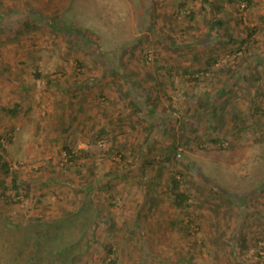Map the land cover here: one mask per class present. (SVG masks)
I'll list each match as a JSON object with an SVG mask.
<instances>
[{
    "label": "rangeland",
    "instance_id": "obj_1",
    "mask_svg": "<svg viewBox=\"0 0 264 264\" xmlns=\"http://www.w3.org/2000/svg\"><path fill=\"white\" fill-rule=\"evenodd\" d=\"M0 135V264H264V0H0Z\"/></svg>",
    "mask_w": 264,
    "mask_h": 264
},
{
    "label": "trees",
    "instance_id": "obj_2",
    "mask_svg": "<svg viewBox=\"0 0 264 264\" xmlns=\"http://www.w3.org/2000/svg\"><path fill=\"white\" fill-rule=\"evenodd\" d=\"M229 1L235 2L236 0H229ZM27 13L29 14V16L31 18H33L35 20H39L40 19L46 24V19L41 17L42 15H40L39 12H36V10L34 11L32 9H28ZM14 14H15L14 13V9H11V15L13 16ZM191 18L192 17L190 16V19ZM223 22L224 21H222V20H218L216 23L221 25ZM4 24L6 25V22ZM6 26L7 27L8 26L11 27L12 24H9V25H6ZM245 28H246V31H247V37H250L252 34H254V32L256 30V29H253V28H251V29H249L247 27H245ZM57 30L63 31V32H65V34L70 33L69 29H64V28H61V27H59ZM226 33H227V30H226ZM174 67L177 68L178 65L169 67L171 69L168 70V73H167L168 76H171V72H173L172 68H174ZM180 68H181L180 71L182 73L186 74L188 69L185 66H181ZM127 85H128L127 86L128 90L131 89L130 91H132V93L136 92V95L138 97V98H133V100L131 101V105L134 107V109H138V108L140 109L141 108V107H139V102H138V99H139V100L147 101L149 103V107L147 106L145 108H147L146 110H150L151 109V105H152V103L155 100L151 101V98L149 99V97H148L149 94L144 93V95H143V93L141 91L137 92L138 90H136L135 88H132V86L129 83H127ZM225 91L226 90H224L223 92H225ZM9 112H13V110H10ZM236 118H237V116H236ZM6 138H7V141H11V134L8 135ZM174 149L175 148L172 147V150H174ZM4 153H5V147L3 145V137L0 135V173L3 176L9 177V182H6L4 180H0V188H1L2 197L6 198V201H8L9 199L11 200V197L9 195H6V191L8 189L14 190L16 195H19V191H20L19 190V184H18L19 183V177H18V172L17 171H15V170L12 171L9 162L4 158ZM171 188L174 191L173 197H174L175 205L180 206V208H182L181 204L186 201V193L184 191L180 190V183H179L178 179H176L175 177H173L171 179ZM59 222L60 221L57 220L54 223H51L50 225L56 226L57 225L56 223H59ZM14 227L18 228V227H21V226L19 224L18 225L14 224ZM38 238L39 237H37V238L32 240V236H28L26 238L25 242H27V245L30 248H32V249L35 248L37 250L38 247H39V243H38L39 239ZM75 244H76V242L73 243V245L72 244H68V245L58 244L55 247V254L56 255H69V253L71 252V249L74 247ZM112 252H113L112 247L108 246V253H112ZM74 259H75V256H71V258L69 259V264H72V260H74ZM111 262L113 263L114 261H111Z\"/></svg>",
    "mask_w": 264,
    "mask_h": 264
}]
</instances>
